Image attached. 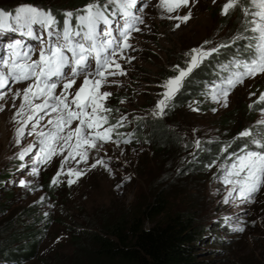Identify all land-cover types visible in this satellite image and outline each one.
<instances>
[{"label": "rangeland", "instance_id": "rangeland-1", "mask_svg": "<svg viewBox=\"0 0 264 264\" xmlns=\"http://www.w3.org/2000/svg\"><path fill=\"white\" fill-rule=\"evenodd\" d=\"M89 2L91 0H0V10L14 12L17 6L27 4L50 10L59 16L65 11L75 13ZM225 2L227 0H216L215 3L213 0H198L190 8L168 13L165 7H175L177 0H166L163 6L160 0H138L140 11L137 14L142 15L145 23L140 26L142 32L133 33L130 38L133 50H126L123 53L125 58L117 59L125 74H119L120 70L113 66L117 75L109 79L115 83L101 89L112 93L105 102L114 110L110 123H115L120 116L126 118L125 125L118 129L125 139L138 133L137 124L145 125L148 121L163 123L174 141L172 155L167 148L164 153L157 152L154 144L144 138L119 146L109 142L90 150L87 164L77 163L79 157L77 161L64 164L59 177L57 173L67 152L64 156H52L50 163L39 166L37 176H30V164L19 166L31 160L38 148L33 149L24 162L17 156L36 137L28 135L29 124L24 138L16 143V132L21 126L16 122L19 119L16 113L23 98L14 96L29 82L7 81L6 87L0 89V95L4 96L0 100V108L3 109L0 111V254L1 250L5 251L4 247L24 254L32 243L28 238L37 241L28 256L10 264L71 263L74 241L81 232L94 231L92 225L103 217L113 219L122 212L137 211L145 203L154 202L158 195L168 200L169 211L194 216L195 223L209 231L201 243L199 255L203 258L215 264H260L264 261V188L254 195L252 202L223 203L231 185L223 184L219 165L230 163L225 160L229 153L239 152L238 143H244L239 133L258 131L259 121L264 119V104L256 103L264 94V75L246 78L243 84L232 89L227 107L211 99L212 88L236 71L234 67L226 69L224 66L249 56L244 51L247 40L232 43L240 33L252 35L251 32H244L246 18L240 8L230 16L221 15ZM189 11L192 13L189 21L181 23V27L176 29L175 24L179 21L170 17L182 16ZM34 29L38 30V26ZM16 39L25 38L15 32L0 34V50ZM205 41L210 43L205 45ZM222 42L231 46L220 49L219 54H213L193 70L214 59L226 60L215 71V77H212L214 72L209 76L211 79L202 88L201 94L194 101L191 97L179 99L187 77L180 92L173 98L172 106L165 109L166 114L153 116L155 106L166 90L163 84L178 75L177 66L186 68V53L197 47L207 49ZM27 43L36 42L28 40ZM128 57L134 59L129 62ZM224 71L228 75L224 76ZM81 82L78 79L74 87ZM59 91L58 88L57 93ZM194 108L197 110L194 111ZM48 118L45 116L41 123L46 124ZM75 126L76 123L72 125L73 128ZM112 139L119 140L120 137L113 133ZM197 139L201 142L200 149L195 144ZM226 145H231L227 152L224 151ZM210 148H221V152L216 157ZM99 159L108 162L111 173L100 165L91 169V164ZM69 167L85 172L79 178L72 177L77 182L71 187L67 184ZM21 179L31 181L34 191L20 187ZM53 179L58 180L56 185L51 183ZM41 197H44L43 203L38 202ZM50 204L53 207H49ZM45 212L47 217L43 215ZM151 225L146 219L145 227L150 228ZM15 235L21 240L18 244L13 242Z\"/></svg>", "mask_w": 264, "mask_h": 264}, {"label": "snow or ice", "instance_id": "snow-or-ice-1", "mask_svg": "<svg viewBox=\"0 0 264 264\" xmlns=\"http://www.w3.org/2000/svg\"><path fill=\"white\" fill-rule=\"evenodd\" d=\"M197 2L198 0H177L175 7H165L164 10L172 13L179 8H190L191 4ZM137 4L138 0H91L75 13L65 11L62 27L52 11L38 6L19 5L14 12L0 10V34L15 32L25 38L8 42L0 50L3 52L0 56V89L6 87L7 81L29 82L22 91L14 93L15 97L23 98L16 113L19 117L16 122L21 125L16 132V143L19 144L24 138L25 128L29 124L31 127L28 135L36 137L33 143L23 147L17 158L24 162L26 156L38 148L31 160L19 166L26 167L30 164L28 175L37 176L41 164L50 163L52 156H64L67 152L57 173L59 177L63 165L69 161H77V157V163L87 164L90 150L109 142L117 146L131 143V139H125L118 131L125 125V117L120 116L115 123H110L114 110L105 102L112 93L101 89L107 84L115 83L109 79L117 75L113 66L120 70L119 74H125L117 59L125 58L123 53L126 50H133L130 38L133 33L142 32L140 26L145 23L142 15L137 14L140 11ZM160 4L165 5L166 0H160ZM237 8L241 9L246 18L244 32H251L252 35L240 33L233 38L232 43L241 39L248 41L244 51L249 56L225 65L226 69L234 67L236 71L212 88L211 99L223 107L228 106L229 92L237 85L243 84L246 78L264 75V0H227L221 7V15L230 16ZM191 16L189 11L170 19L179 21L175 24V28L179 29L181 23L189 21ZM34 26H38V30ZM28 40L36 43L28 44ZM208 43L210 42H204L205 45ZM230 46L229 43L222 42L211 48L201 46L186 53V68L177 66L178 75L163 84L162 87L166 90L152 115H165V109L172 106L173 98L180 92L193 70L213 54H219L220 49ZM126 59L131 62L134 57ZM78 79L82 82L74 87ZM58 88L60 91L57 93ZM3 99L4 96L0 95V100ZM256 103L264 104V94L259 96ZM45 116L49 118L46 124H42ZM74 123L76 126L73 128ZM113 133L120 139L113 140ZM239 137L244 138V146L238 153L232 152L225 157L230 163L219 165L223 184L231 185L223 200L225 204L252 202L254 195L264 188V119L259 121L258 131H241ZM195 144L200 149L199 139ZM230 147L231 145H226L224 151L227 152ZM97 165L112 172L108 162L103 159L96 160L90 167L96 169ZM211 166L210 164L209 167ZM84 174L82 169L69 167L68 186L77 182L72 177L79 178ZM51 183L56 185L58 180L53 179ZM19 186L34 191L31 181L21 179ZM233 193H237V196L234 197ZM38 202L43 203L44 197ZM49 207L53 205L50 204ZM43 215L47 217L48 213ZM238 230L243 231V228Z\"/></svg>", "mask_w": 264, "mask_h": 264}, {"label": "trees", "instance_id": "trees-1", "mask_svg": "<svg viewBox=\"0 0 264 264\" xmlns=\"http://www.w3.org/2000/svg\"><path fill=\"white\" fill-rule=\"evenodd\" d=\"M56 18L62 27L64 16L60 14ZM221 64V59L211 60L196 69L186 80L182 97L179 99L191 97L194 101L201 94L202 87L209 80L208 77L212 72L218 71ZM213 66L217 67V70ZM138 134L140 138L152 142L157 152L164 153L167 148L170 155L173 154L174 141L163 123L148 121L145 125L139 124ZM243 144L241 143L239 148L243 147ZM168 152L167 156H170ZM218 153L219 148L214 150L215 156ZM162 197L163 195H158L154 202L145 203L137 211L122 212L113 219L103 217L96 225H92L94 231L81 232L79 238L74 241L71 263L67 264H215L199 255L201 243L207 235L203 225L195 223L194 216L169 211L168 200ZM146 219L152 223L150 228L145 227ZM13 239L17 244L21 242L17 235L13 236ZM28 239L32 243H29L25 255L22 251L7 250L4 247L0 261L10 264L12 261L20 262V258L28 256L27 253L34 249L33 246L37 243L35 238ZM18 248L21 250V246ZM50 264L64 263L55 261ZM260 264H264V261Z\"/></svg>", "mask_w": 264, "mask_h": 264}, {"label": "clouds", "instance_id": "clouds-1", "mask_svg": "<svg viewBox=\"0 0 264 264\" xmlns=\"http://www.w3.org/2000/svg\"><path fill=\"white\" fill-rule=\"evenodd\" d=\"M185 83H186V82H185ZM183 89H184V88H183ZM137 126H139V125L137 124ZM140 126H141V125H140ZM140 137H141V136H139V134L136 133V134L134 135V137H130L129 139L132 138L133 140H137V139L140 138ZM132 139H131V140H132ZM144 140H145V139H144ZM145 141H147V140H145ZM241 143H242V142L238 143L237 151H240L241 148H239V145H240ZM242 144H243V143H242ZM243 145H244V144H243ZM215 149H218V148H215ZM207 150H208V149H207ZM207 150H206V151H207ZM209 150L211 151V149H209ZM206 151H205V152H206ZM213 151H214V150H213ZM220 152H221V148H219V153H218V154H220ZM217 156H218V155H216V157H217ZM205 231H206L207 234H208L209 231H208L207 229H206ZM206 236H207V235H206ZM215 236H216V235H215ZM216 239H217V238H216ZM2 263L4 264L5 262H2Z\"/></svg>", "mask_w": 264, "mask_h": 264}]
</instances>
